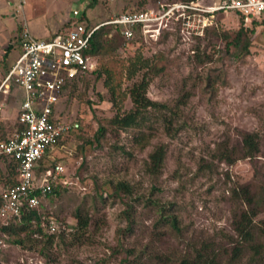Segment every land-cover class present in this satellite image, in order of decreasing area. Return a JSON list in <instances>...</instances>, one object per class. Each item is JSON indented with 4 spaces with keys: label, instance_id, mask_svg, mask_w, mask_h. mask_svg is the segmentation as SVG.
<instances>
[{
    "label": "rangeland",
    "instance_id": "1",
    "mask_svg": "<svg viewBox=\"0 0 264 264\" xmlns=\"http://www.w3.org/2000/svg\"><path fill=\"white\" fill-rule=\"evenodd\" d=\"M158 1L177 0H148L143 7ZM89 2L44 0L34 5V9L29 7L27 13L31 18L24 17L18 3L0 21L2 25L14 21L16 31L27 23L34 37L48 40L55 35L51 36L49 25L59 12L72 14V8H77L85 11L84 22L98 23L124 9H136L138 0H99L94 6H89ZM15 12L16 17H12ZM217 26L223 30L237 29L240 17L234 12H218L209 27ZM5 28L0 34L1 77L7 75L21 53L18 30L13 35L14 46L5 57L7 48L2 45L10 31ZM211 42L217 48L223 44L210 32L200 37L182 38L178 32L169 31L158 39L145 40L146 55L163 51L173 60L169 72L153 79L148 95L168 104L178 114L172 117V136L167 133L161 115L151 118L144 128V146L135 141L138 128L110 129L107 146L103 149L87 147L81 153L79 148L84 137L93 134L100 118L113 114L109 93L100 84L98 90L105 97L100 100L93 88L85 92L82 82L74 96L70 97L69 90L66 91L59 103V112L68 120L78 121L82 129L47 154V166L60 163L64 167L56 176L61 188L38 205L39 211L49 219L50 232H55L56 242L42 252L41 248L46 245L42 235H33L37 238L35 246L25 232H20V236L26 238L23 246L13 243V236L0 231V264H118L121 255H114V251L119 242L118 230L128 223L123 216L127 205L120 198L109 196L106 182L110 180L115 183L127 180L133 187L132 195L126 198L134 206L131 211L133 230L125 236L124 244L133 249L134 256H140L143 264H160L157 255L169 256L171 264H176L183 256L194 255L204 243H212L219 250L221 264H264V250L255 253L248 246L238 260H231L232 245L228 238L237 237L232 225L234 211L247 207L233 198L232 190L239 183L255 181V169L249 158L240 157L234 164L212 158L219 142L228 136L230 144L237 143L241 138L238 131L249 130L260 134L258 158L264 162V29L255 38L252 52L244 59L232 57L221 61L219 52H215L212 60L200 62L195 56L197 47L210 52ZM133 50L129 47L123 56L132 54ZM94 64L98 67L99 61L94 59ZM210 74L218 76L215 87L208 85ZM185 90H191L192 95L186 104H177ZM88 98L95 102L93 108L87 103ZM23 100L21 91L20 104ZM126 105H132L130 99ZM163 113L172 116L168 110ZM4 116L11 121L16 119V113L8 114L7 109L0 111V118ZM159 144H166L168 152L161 174L153 176L147 172L146 163ZM207 163L214 166L206 167ZM1 177L2 172L0 192L4 186ZM97 185L108 191L105 198L98 195ZM78 210L92 215L95 223L88 237L76 244L71 243L70 226ZM262 217L264 212L258 218ZM4 222L0 216V226ZM51 225L55 226L54 230ZM60 230H65L64 240L59 236ZM256 238L264 244V235L259 230H256Z\"/></svg>",
    "mask_w": 264,
    "mask_h": 264
},
{
    "label": "trees",
    "instance_id": "2",
    "mask_svg": "<svg viewBox=\"0 0 264 264\" xmlns=\"http://www.w3.org/2000/svg\"><path fill=\"white\" fill-rule=\"evenodd\" d=\"M99 0H90L89 6H94ZM148 0H138L136 9H124L122 12L139 10L145 5ZM223 12V11H220ZM85 11L82 12L83 21L86 18ZM240 17V26L237 29L223 30L217 27H206V32H210L217 38L218 41L223 42L220 48L217 45L210 43L212 50L210 52L202 51L197 47L198 52L195 55L200 62L210 61L215 52H219L218 59L223 61L226 58L235 57L237 59H244L252 52L254 40L264 29V15L260 18L251 17L249 15L236 13ZM162 36V35H161ZM160 36V37H161ZM159 37V38H160ZM145 39L136 36L132 39H126L120 33H112L110 27H101L93 35L89 48L86 50V55L93 57L99 61V66L93 69L86 70L77 79L66 86V91L69 90V96L76 94L79 83L82 82L85 92L90 88L97 91L100 100L105 97L98 90L101 84L109 93V101L111 102V110L113 114L109 117L100 118L99 126L83 141L80 146L81 153H84L87 147L94 149H103L109 144L107 133L111 130H128L130 128H138L139 133L135 137L137 143H143L142 140L146 138L144 128L150 123L151 118L159 117L161 115L165 122L167 133L172 136L173 115L178 114L168 104L153 100L149 97L148 92L153 79L161 74L169 72L173 60L163 51L146 55L144 51ZM129 47H133V53L126 56ZM218 76H208V85L215 87V81ZM66 93V92H65ZM192 95L191 90H185L179 98L177 104H186L189 96ZM130 99L132 105L127 107L126 102ZM87 103L93 108L95 102L87 99ZM168 110L171 112V117L166 116L163 112ZM162 113V114H161ZM17 120L0 118V140L6 138V134L10 127L15 129ZM80 129V126L73 130L68 135L60 138L56 146H60L70 140L75 133ZM241 135L237 143L230 144V138L227 136L218 143L216 151L212 154L213 159L225 161L228 164H234L238 158H249L254 169L256 180L239 183L233 188V198L242 201L247 205L246 208L234 211L232 225L237 237L228 236L231 246V260H238L246 246L255 250V253H261L264 249V244L257 241L256 230L264 235V217L258 218L264 212V162L258 156L261 152L260 148V134L257 131L239 130ZM146 143H143L144 146ZM124 148L116 146V148ZM168 148L166 144H159L149 154V159L146 163V170L153 176L161 174ZM3 164V165H2ZM212 163H207L206 167L212 168ZM46 156L40 161V167L37 174L42 170L47 169ZM4 168V169H3ZM0 172H2L3 187L7 185L17 184V176L19 173V161L13 157L0 154ZM229 176V173L227 172ZM109 196L120 198L123 200L127 208L123 210V216L127 219L126 227L119 228L118 244L115 247L114 255H121L118 264H143L140 256H134L132 248L124 244L125 236L130 234L133 230L132 209L133 204L126 201V198L133 193V187L127 180H119L113 182L112 180L106 182ZM61 185L52 182V190L49 195L59 192ZM102 186L97 185V193L102 198H105L106 192ZM112 190V191H111ZM2 203L0 192V206ZM5 221L0 226V231L13 236L11 241L18 245H25L26 238L20 236V232H25L27 239L32 241V245H37V238L33 235L40 234L45 238L46 245L41 248L48 249L56 242L55 232H50V223L47 216L42 214L38 207L24 209L20 216L2 217ZM75 222L70 226L71 228V243L79 244L85 240L91 232V226L95 223L92 215L83 213L78 210L74 214ZM61 240L65 239V230H60L59 234ZM223 250L228 252V248ZM45 253V252H44ZM219 250H217L212 243H204L200 248L195 250L194 255H185L178 260L176 264H221L219 260ZM160 264H171L173 261L169 256L157 255Z\"/></svg>",
    "mask_w": 264,
    "mask_h": 264
},
{
    "label": "built area",
    "instance_id": "3",
    "mask_svg": "<svg viewBox=\"0 0 264 264\" xmlns=\"http://www.w3.org/2000/svg\"><path fill=\"white\" fill-rule=\"evenodd\" d=\"M220 11L260 18L264 0L158 1L139 10L115 13L98 23L81 21L82 11L75 8L70 25L51 39H38L26 29L20 40L21 53L0 86L1 91L14 85L24 93L15 129L0 140V154L19 161L17 184L1 190L0 216L12 218L24 209L38 207L64 170L56 163L37 174L41 159L60 138L80 126L78 121L61 116L58 106L66 86L95 68L94 58L86 55V50L98 29L110 27L112 33L126 39H158L169 31L178 32L182 38L200 37Z\"/></svg>",
    "mask_w": 264,
    "mask_h": 264
},
{
    "label": "crops",
    "instance_id": "4",
    "mask_svg": "<svg viewBox=\"0 0 264 264\" xmlns=\"http://www.w3.org/2000/svg\"><path fill=\"white\" fill-rule=\"evenodd\" d=\"M42 1H44V0H19V1H17V0H0V20L2 21V18L6 16V12L9 9H11L12 6H17L18 3H19V5H21L22 11L24 13V17L25 18H31V16L27 13L29 7H33V9H34L35 8L34 5L39 4ZM73 9H75V8H72V11H73ZM56 16H57L56 18H54V17L52 18L51 24L49 25L50 26L49 32H51V36L53 34H56L57 32H59L61 29L68 27L74 19L73 14H71L69 12H67L65 14L64 13L62 14L61 12H59ZM12 17H16V12L14 14H12ZM1 21H0V34L2 33L3 27H6L5 28L6 30H10L8 32V37H7L6 41L2 45L4 48H7V51H5V49H3L5 51L4 55L6 57L8 55V52L14 46L13 35L15 33H17V31L19 30L17 38H19V42H20L22 34L24 33V31L26 29L29 30V28H28V24L26 23L25 26H21V28L19 27L18 30L16 31L15 28L13 27L14 21H12V22L10 21L6 25L3 24L4 26L2 25ZM29 32H30V30H29ZM0 70H3V68L0 67ZM3 79H4V77H1V75H0V86L2 84ZM20 92H21V90L14 85H11L10 88L8 86H4L3 89L0 91V97H1L0 104H2V106H3L2 110L7 109L8 114H10V113H12V111H14L16 113V117H15L16 119L15 120H17L19 110H20V106H21L20 101H19ZM17 122H18V120H17Z\"/></svg>",
    "mask_w": 264,
    "mask_h": 264
}]
</instances>
